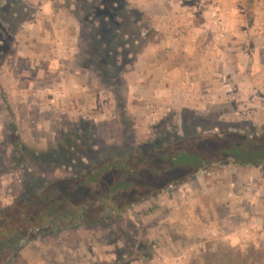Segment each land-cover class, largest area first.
<instances>
[{"label": "rangeland", "instance_id": "1", "mask_svg": "<svg viewBox=\"0 0 264 264\" xmlns=\"http://www.w3.org/2000/svg\"><path fill=\"white\" fill-rule=\"evenodd\" d=\"M141 1L116 0L115 12L106 0L105 8L104 0H0V210L143 147L222 133L263 138L264 0ZM167 11L180 12L174 39L188 19L208 25L199 29L205 53L229 72L215 97L211 81L195 82L201 106L180 107L179 94L177 103L168 95L133 104L128 76L149 47L172 38ZM248 72L256 81L247 94ZM91 218V228L35 241L12 264H264V167L210 165L122 218H104L102 207Z\"/></svg>", "mask_w": 264, "mask_h": 264}, {"label": "trees", "instance_id": "2", "mask_svg": "<svg viewBox=\"0 0 264 264\" xmlns=\"http://www.w3.org/2000/svg\"><path fill=\"white\" fill-rule=\"evenodd\" d=\"M106 1L109 11L116 12V0ZM137 13L141 22L143 17ZM122 119L129 121L126 112ZM262 131L264 135V126ZM163 133L165 130L156 135ZM13 147L20 153L25 150L17 138ZM227 162L237 167H264V136L253 140L222 133L183 145L143 147L142 152L127 158L105 161L82 177L44 183L35 195L19 197L0 210V264L18 261L23 249L35 241L91 228V212L97 207H102L104 218H122L130 208L186 183L205 167Z\"/></svg>", "mask_w": 264, "mask_h": 264}, {"label": "crops", "instance_id": "3", "mask_svg": "<svg viewBox=\"0 0 264 264\" xmlns=\"http://www.w3.org/2000/svg\"><path fill=\"white\" fill-rule=\"evenodd\" d=\"M152 1L153 0H142L141 3L146 7L149 4H153ZM177 12L178 11H167L165 14L171 17V20L168 22L170 25L167 24L166 26L168 27L166 33L169 31L168 29H172L173 32L170 31L172 38L149 47L148 50L138 57L134 69L128 76L130 81L129 92L133 93L131 94V97L134 99L133 104H138L135 102V99H138L140 96L161 98L168 95L171 96L170 102L173 103V96L179 94L176 97L178 104H181L180 107H182L183 104L187 106L191 103L196 104V106L200 104L201 106L202 103L204 104L203 101L206 95H203L201 100H195V102L192 98L193 91L197 94L199 90V88L194 90L197 84H195V82H200L199 80L211 81L208 83V88H210L212 92L210 95L213 97H215L214 93L222 91L218 90L220 87L219 78L227 77L229 72L222 73L221 70H219L222 60L217 62L218 59H216V63L218 64H215L213 53H205V50L210 48V46L207 44V40L204 39V33L200 34L199 29H203L208 25H193L194 21L188 19L182 31L186 35L184 36L182 34V36H178L176 37L177 39H174L175 34H180V32L176 33V23L171 24V22L174 21L172 17L175 16ZM180 12L185 15L191 13L187 9L180 10ZM195 30L196 34H193ZM252 76L253 72H248L244 75L243 81L247 87L245 90L247 94L251 92L249 87L253 86L256 81ZM204 91V88L201 89V93H204ZM224 91L226 95L229 92V90ZM177 102L176 100L174 101V103Z\"/></svg>", "mask_w": 264, "mask_h": 264}]
</instances>
